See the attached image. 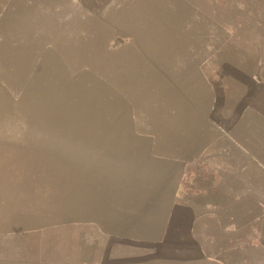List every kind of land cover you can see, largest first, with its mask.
I'll return each mask as SVG.
<instances>
[{
    "label": "rangeland",
    "instance_id": "374dc122",
    "mask_svg": "<svg viewBox=\"0 0 264 264\" xmlns=\"http://www.w3.org/2000/svg\"><path fill=\"white\" fill-rule=\"evenodd\" d=\"M256 1L0 0V264H264L248 201L222 230L183 204L224 207L236 186L264 198V134L237 119L248 159L208 147L183 201L164 171L244 103L264 61Z\"/></svg>",
    "mask_w": 264,
    "mask_h": 264
},
{
    "label": "crops",
    "instance_id": "0c3cea01",
    "mask_svg": "<svg viewBox=\"0 0 264 264\" xmlns=\"http://www.w3.org/2000/svg\"><path fill=\"white\" fill-rule=\"evenodd\" d=\"M256 2L259 3H252V6H260L264 8V0H257ZM262 53H264V47H262ZM264 60V59H262ZM259 68V67H258ZM260 71L256 72V75L251 72L249 74L248 83L247 84V93L244 99V103L242 100L239 101V103L230 102L229 104L225 105V109L231 113H233V116L231 117V121L223 120L222 118L212 115L213 118L209 119V124L207 123V126H203L200 128L198 134H201L202 136V142H204L201 146V148L196 151V153H193L191 155H185V153L177 151L174 148H171L168 150L174 151L173 154L167 153L165 155V165H164V171H165V190L172 192L173 198L179 199L183 201L182 199L178 198V196L175 195V193L181 189V186L184 185L185 181V175L186 170L189 166H193L194 163H197L198 157L200 159L203 157V154H206L208 151L207 148H214L216 155H227L230 154L232 151L242 153L246 156L248 159V139L245 140V144H241V140L238 139V130H237V119L244 120L245 121V128L243 134L248 137V135H254V134H264V61H262L260 65ZM159 71V70H157ZM156 72V71H155ZM173 86H178L177 84H174ZM192 109L193 106H191ZM196 110V109H194ZM198 111V110H197ZM199 112V111H198ZM206 119V115H202ZM196 131H194L195 133ZM211 137L214 138V142L211 143ZM206 139V140H205ZM158 145V139L152 143V145ZM209 144V145H207ZM211 144V145H210ZM156 147V145H155ZM153 150V148H152ZM176 150V151H175ZM262 151H264V146L261 148ZM183 153V154H182ZM211 153V152H210ZM209 155V153H207ZM203 161V160H202ZM158 163V162H156ZM154 162H151L150 164H156ZM205 163V161H203ZM229 165L231 167V161L229 160ZM206 164V163H205ZM210 165V164H209ZM171 166H177L181 168V174L179 177H177L174 180V187L173 189L170 187L168 180L171 181L170 178L172 175ZM254 159L251 156L249 159V167H254ZM154 167V166H153ZM234 171H233V177L234 182L236 183V180H238L236 167L237 163L233 164ZM256 167L258 168V171L261 173H264V159L261 160V163H256ZM170 177V178H169ZM248 182V178H247ZM236 185V184H235ZM170 188V189H169ZM246 188V187H245ZM241 194L239 195L237 186L236 190L230 194H228L229 203L225 204L224 207L219 208H211L212 206L207 207L205 204H199V203H193V202H185L183 201V204L192 205L193 207H196L197 211H202V213L199 216H212L213 221L216 226H218V229L222 230L229 226H233L235 229L243 227L242 225H239L238 223L233 222V217L238 214L237 211V203L240 200L248 201L247 205L249 206V210L247 211V215H264V198L258 199L255 198V191L253 189H243V191H240ZM170 193L166 194V199H170ZM257 197V195H256ZM242 200V201H243ZM241 201V202H242ZM256 210V212H255ZM199 211V212H200ZM204 211V212H203ZM167 216V215H166ZM228 216L230 217L229 222L222 223V217ZM194 221V220H193ZM167 222V221H166ZM166 223H164L165 226ZM162 225L161 229L164 227ZM163 230V229H162ZM160 230V232L162 231ZM261 243H264L262 241Z\"/></svg>",
    "mask_w": 264,
    "mask_h": 264
}]
</instances>
